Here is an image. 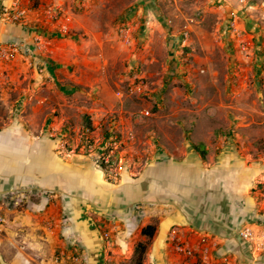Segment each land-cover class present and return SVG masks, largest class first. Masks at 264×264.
Segmentation results:
<instances>
[{"label":"crops","instance_id":"crops-1","mask_svg":"<svg viewBox=\"0 0 264 264\" xmlns=\"http://www.w3.org/2000/svg\"><path fill=\"white\" fill-rule=\"evenodd\" d=\"M33 1L37 8L31 12L29 23L0 24V43L18 39L32 50L0 60V93L20 90L27 95L18 118L8 119L9 124L0 129V195L9 201L22 193L17 201L25 202L21 210L12 206L4 212L10 222L3 240L16 250L13 254L7 243L1 246V252L8 251L7 264H29L30 259L36 264L49 259V264H69L51 263V258L59 252L72 254L73 244L85 264H121L132 257L137 243L147 240L141 230L150 224L156 230L148 240L143 264H185L186 258L175 251L178 243L199 249L189 259L190 264L200 263L203 250L216 264H264V253L255 252L238 236L243 228H258L264 219V153L255 155L253 148L244 147L236 139L229 146L215 148L210 141L213 134L202 133L196 134L200 145L194 150L198 143L181 144L165 131L153 129L138 134L136 123L121 114L109 130L115 128L121 143L129 148L142 140L146 152L152 155L146 162L138 159L136 174L124 168L114 182H109L92 158L63 148L62 143L68 142L62 140L68 120L59 101L84 94V86L94 85L108 61H92L94 65H89L83 51H77L72 39L59 31L66 24L70 28L80 25L73 11L87 6L89 0ZM28 2L22 0L25 6ZM50 7L60 14L55 24L43 14ZM36 39L43 44L40 51L34 47ZM29 66L33 67L31 73ZM22 75L35 82L22 88ZM15 80L18 84L13 83ZM53 87H57L56 103L62 115L44 131L40 128V111H26V106H42L47 98L38 93H53ZM100 89V101L95 104L102 106L106 117L111 104L104 101L109 98L104 84ZM118 101V112L122 113L124 100ZM2 102L9 107L11 101L5 95ZM80 109L94 110L87 106ZM248 115L235 118L245 122L254 118ZM7 116L0 115V121L6 122ZM98 130L92 135L100 147L105 138H117ZM235 135L240 138L244 132ZM80 142L78 139L76 143ZM61 152L66 156L60 157ZM113 219L117 228L112 232L113 246L107 248L102 233ZM173 228L179 231L177 241L169 239Z\"/></svg>","mask_w":264,"mask_h":264},{"label":"rangeland","instance_id":"rangeland-1","mask_svg":"<svg viewBox=\"0 0 264 264\" xmlns=\"http://www.w3.org/2000/svg\"><path fill=\"white\" fill-rule=\"evenodd\" d=\"M86 5L73 11L80 25L70 28L66 24L67 29L59 31L72 39L77 51H83L89 65H94L92 61L98 64L108 61V65L104 64L105 68L99 72L92 87L84 86L85 95L73 98L70 95L59 101L68 120L62 137L68 142L62 141L63 148L91 158L85 153L84 139L96 140L92 132L97 129L101 134L116 135L121 142L116 129L109 130L110 124L121 114L136 123L138 134L153 129L165 131L181 144L198 143L194 150L200 145L196 134L202 133L213 134L210 141L215 148L229 146L236 139L244 147L253 148L255 155L264 153V22H260L258 11L240 7L237 0H226L225 3L218 0H89ZM233 14L237 15V26L253 36L254 54L248 60L243 59L231 39L229 26ZM101 35L105 40L100 38ZM32 68L29 66L30 73ZM136 77L144 79L142 94L119 97L117 92L125 91ZM19 82L22 88H28L35 80L22 75ZM13 83L18 84V81ZM102 84L109 96L104 101L109 102L112 109L106 117L102 106L95 104L100 101ZM53 88V93L52 90L38 93L47 98L42 106L36 108V103L26 106V111H40V128L44 131L50 129L56 116L62 115L56 103L57 87ZM5 95L11 101L9 107L2 102ZM26 96L20 90L0 93V115L9 114L6 122L0 121V129L9 124L8 119L18 118ZM118 99L124 100L122 113L118 112L121 106ZM82 106L94 110L82 112ZM247 114L254 118L246 122L237 119ZM236 132L246 135L236 138ZM78 139L79 144L76 143ZM142 143V140L136 141L131 148L121 143L123 169L130 170L131 174L138 172L139 158L146 162L152 156ZM65 152L59 156L65 157ZM97 168L104 172L109 182H114V176L109 174V179L104 168ZM1 196L0 214L12 206L17 210L25 206L24 201L16 198L8 201ZM6 218L7 223L0 229V240L3 241L0 264H7L9 259L8 251L1 252L4 244L7 243L11 253L16 254L11 243L3 240L10 222L9 217ZM55 256L56 253L52 255L51 263H56ZM49 260L39 263L49 264ZM143 260L144 255L141 264ZM29 261V264H36ZM135 262L133 253L121 264Z\"/></svg>","mask_w":264,"mask_h":264},{"label":"built area","instance_id":"built-area-1","mask_svg":"<svg viewBox=\"0 0 264 264\" xmlns=\"http://www.w3.org/2000/svg\"><path fill=\"white\" fill-rule=\"evenodd\" d=\"M226 0H218V2L225 3ZM240 7L247 8L250 10L258 11L260 22H264V0H237ZM29 6L22 4V0H0V24L1 25H26L29 23V17L31 12L35 11L37 6L33 0H29ZM43 14L49 20L51 24L56 23V19L59 17V13L56 9L50 7L44 10ZM38 22V21H37ZM67 28L63 27L62 30ZM229 32L231 33V39L235 41L239 53L243 56L244 60H248L254 54V41L253 36L250 35L246 30L240 29L237 26V15L233 14L229 26ZM187 37V33L184 34ZM43 44L39 39H36L34 47L36 51H40ZM32 50L27 47L22 41L18 39H10L5 42L0 43V60L13 59L15 56L22 54H29ZM145 88L144 79L136 77L131 83H129L125 91H118L117 95L119 97L123 96H134L141 95ZM148 115L149 111H145ZM85 145L84 150L86 155H89L94 164L97 167L104 168L108 173H110L114 178H117L119 173L123 169V158L121 155V142L115 136H109L103 140L102 146L98 144L99 141L92 140L91 137L84 139ZM95 153V154H94ZM19 193L14 195L13 199L21 198ZM22 196V195H21ZM19 201H22L21 199ZM7 223V218L5 214H0V229H2ZM109 227L103 230L102 236L107 248L113 246L112 232L116 230L117 225L115 219L110 223ZM178 229L173 228L170 231L169 239L171 241L178 240ZM239 238L250 245V247L257 253H264V219L259 223L258 228L254 229L252 227H246L238 232ZM204 242V239H201ZM74 248L72 254H66L64 252H59L55 256V262L64 261L69 264H85V260L78 255V247L76 244L72 245ZM199 249L196 247L185 246L180 243L176 244L175 251L180 253L186 258L185 264H190L189 259L194 257ZM202 254L199 264H216L212 262L207 255L205 250L200 252ZM195 264V263H192Z\"/></svg>","mask_w":264,"mask_h":264},{"label":"trees","instance_id":"trees-1","mask_svg":"<svg viewBox=\"0 0 264 264\" xmlns=\"http://www.w3.org/2000/svg\"><path fill=\"white\" fill-rule=\"evenodd\" d=\"M155 230L156 227L153 224L147 225L142 228L141 234L146 237L147 240L137 243L134 248V257L136 259V264H141L144 252L146 251L148 245V240L154 236Z\"/></svg>","mask_w":264,"mask_h":264}]
</instances>
